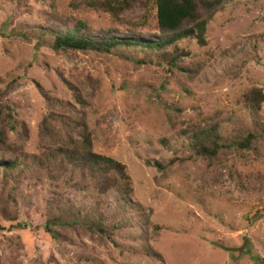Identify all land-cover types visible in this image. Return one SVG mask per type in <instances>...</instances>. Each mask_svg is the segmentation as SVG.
I'll use <instances>...</instances> for the list:
<instances>
[{"label":"rangeland","instance_id":"rangeland-1","mask_svg":"<svg viewBox=\"0 0 264 264\" xmlns=\"http://www.w3.org/2000/svg\"><path fill=\"white\" fill-rule=\"evenodd\" d=\"M50 2L0 0V163L64 144L85 119L131 191L101 195L70 164L0 173V264H264V103L242 98L264 91V0H226L205 45L179 41L186 70L138 50L55 51L44 33L69 32L75 18L93 28L78 35L159 40L153 5L147 20L139 4L117 20L57 0L62 21ZM214 123L226 147L209 161L184 131Z\"/></svg>","mask_w":264,"mask_h":264},{"label":"trees","instance_id":"trees-1","mask_svg":"<svg viewBox=\"0 0 264 264\" xmlns=\"http://www.w3.org/2000/svg\"><path fill=\"white\" fill-rule=\"evenodd\" d=\"M226 0H76L69 3L70 7L78 8L79 5L93 10H103L110 13L117 20H121V14L139 4L144 8L141 20L148 19L149 5L157 10V26L162 37L159 40H146L137 38H103L98 39L86 35H78L84 29H93L88 22L75 19L74 26L69 32H50L45 34L53 36L52 48L55 51L65 50H94L106 54L125 55V51L135 50L144 56L157 55L169 67L186 70L180 62L184 51L177 43L181 40L193 38L201 45L206 44V31L209 22L224 6ZM48 13L62 21L70 18L60 12L57 0H51ZM138 25V22L130 21V24ZM116 32H118L116 30ZM140 58V62H144ZM243 101L256 111L261 109L264 103V91L253 86L242 95ZM81 100L82 98H77ZM83 101V100H81ZM12 118V116L10 115ZM80 126L77 135L70 136L66 142L57 147L47 148L41 155L19 153L8 157L0 163V173L3 178L13 181L28 169L50 170L59 164H70L82 169L90 178L96 180L97 191L105 195L110 190L122 189L123 192L131 191L130 176L126 172V166L116 159L97 153L93 149L92 133L85 119L77 122ZM264 129V128H263ZM184 133L190 142L195 154L206 160H213L218 153L226 147L220 131V124H207L201 126H189ZM6 134L0 129V143L5 144ZM252 140L245 138L238 146L246 148ZM152 165L151 161L147 162ZM156 166L162 167L159 162ZM102 216V214H101ZM66 222H72L71 216H63ZM103 230V228H102Z\"/></svg>","mask_w":264,"mask_h":264}]
</instances>
